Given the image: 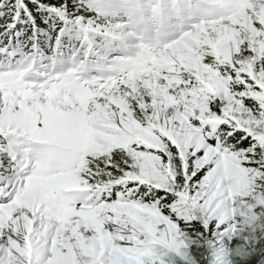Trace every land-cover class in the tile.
Wrapping results in <instances>:
<instances>
[{
    "label": "snow or ice",
    "instance_id": "snow-or-ice-1",
    "mask_svg": "<svg viewBox=\"0 0 264 264\" xmlns=\"http://www.w3.org/2000/svg\"><path fill=\"white\" fill-rule=\"evenodd\" d=\"M0 264H264V0H0Z\"/></svg>",
    "mask_w": 264,
    "mask_h": 264
}]
</instances>
